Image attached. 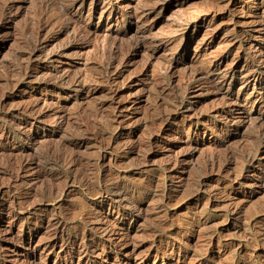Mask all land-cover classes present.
<instances>
[{
    "label": "rangeland",
    "instance_id": "obj_1",
    "mask_svg": "<svg viewBox=\"0 0 264 264\" xmlns=\"http://www.w3.org/2000/svg\"><path fill=\"white\" fill-rule=\"evenodd\" d=\"M0 7V264H264V0Z\"/></svg>",
    "mask_w": 264,
    "mask_h": 264
},
{
    "label": "bare ground",
    "instance_id": "obj_2",
    "mask_svg": "<svg viewBox=\"0 0 264 264\" xmlns=\"http://www.w3.org/2000/svg\"><path fill=\"white\" fill-rule=\"evenodd\" d=\"M49 2H50V0H49ZM7 4V3H6ZM5 4V5H6ZM48 4V3H47ZM54 4V3H53ZM4 7V6H3ZM7 7V6H6ZM9 7V6H8ZM48 7H49V4H48ZM111 8H112V6H111ZM0 9H1V7H0ZM3 9V8H2ZM44 9H46L45 7H44ZM70 9H71V7H70ZM121 9V8H120ZM12 10V9H11ZM1 11V10H0ZM10 11V10H9ZM42 11V10H41ZM60 11V10H59ZM8 12V11H7ZM43 12V11H42ZM12 13V12H11ZM39 13V12H38ZM56 13V12H55ZM57 13H58V11H57ZM60 13V12H59ZM63 13H64V11H63ZM6 14V13H5ZM61 14V13H60ZM64 14H66V13H64ZM39 15V14H38ZM54 15V14H53ZM1 16V15H0ZM64 16H66V15H64ZM69 16V15H68ZM67 16V17H68ZM60 17V16H59ZM63 16H61V18H62ZM1 18V17H0ZM3 18H4V16H3ZM7 18H8V16H7ZM65 18V17H64ZM70 18V17H69ZM68 18V19H69ZM9 19V18H8ZM48 19V18H47ZM72 19V18H71ZM59 20V19H58ZM63 20V19H62ZM2 21V20H1ZM4 21V20H3ZM7 21V20H6ZM9 21V20H8ZM68 21V20H67ZM72 21V20H71ZM71 21H68V22H71ZM39 22H40V20H39ZM45 22V21H44ZM46 23H47V21H46ZM49 23V22H48ZM116 23V22H115ZM35 24V23H34ZM41 25V24H40ZM44 25H45V23H44ZM55 25V24H54ZM66 25V24H65ZM77 25V24H76ZM47 26V25H46ZM68 27V26H67ZM36 31V30H35ZM33 35V34H32ZM37 35V34H36ZM34 38V37H33ZM38 41V40H37ZM104 41V40H103ZM34 42H35V40H34ZM36 44V43H35ZM39 45V44H38ZM36 50V49H35ZM116 52V51H115ZM111 54V53H110ZM33 55V54H32ZM113 56V55H112ZM31 57V56H30ZM21 58V57H20ZM264 58V57H263ZM20 61H21V59H19ZM109 62V61H108ZM19 63V62H18ZM30 63V62H29ZM107 63V62H106ZM109 64V63H108ZM111 66V65H110ZM26 67V66H25ZM106 67H107V65H106ZM109 68V67H108ZM207 68V67H206ZM10 69H12V68H10ZM18 71V70H17ZM198 72V71H197ZM206 76V75H205ZM15 77V76H14ZM212 80V79H211ZM45 82V81H44ZM44 85V84H43ZM220 86V85H219ZM222 86V85H221ZM29 110V109H28ZM25 112V111H24ZM25 132V131H24ZM26 134V133H25ZM26 136V135H25ZM30 136V135H29ZM47 150V149H46ZM45 152V151H44ZM52 152V151H51ZM257 152V151H256ZM255 153V152H254ZM254 153H253V155H254ZM54 154V153H53ZM244 154V153H243ZM256 154V153H255ZM250 155V154H249ZM233 156V155H232ZM50 157V156H49ZM243 157V156H242ZM32 158V157H31ZM36 158V157H35ZM62 158V157H61ZM241 158V157H240ZM244 158V157H243ZM246 158V157H245ZM255 158V157H254ZM256 159V158H255ZM252 160V159H251ZM23 161H26V160H23ZM55 161V160H54ZM59 161V160H58ZM244 161V160H243ZM22 162V161H21ZM245 162V161H244ZM251 162V161H250ZM19 163V162H18ZM211 163H212V160H211ZM210 163V164H211ZM24 164V163H23ZM22 164V165H23ZM209 164V163H208ZM10 165V164H9ZM212 165V164H211ZM210 165V166H211ZM208 166V165H207ZM15 168V167H14ZM19 168V167H18ZM29 168V167H28ZM17 169V168H16ZM12 171V170H11ZM14 171H15V169H14ZM16 172V171H15ZM118 186V185H117ZM118 188V187H117ZM116 188V189H117ZM49 189V188H48ZM49 191V190H48ZM116 191V190H115ZM118 191V190H117ZM102 193V192H101ZM118 193V192H117ZM131 213V212H130ZM49 222V221H48Z\"/></svg>",
    "mask_w": 264,
    "mask_h": 264
}]
</instances>
